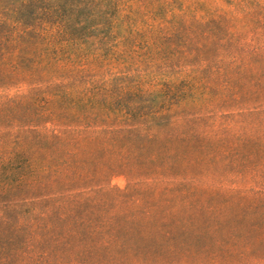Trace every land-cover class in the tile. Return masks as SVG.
Instances as JSON below:
<instances>
[{
  "label": "rangeland",
  "instance_id": "obj_1",
  "mask_svg": "<svg viewBox=\"0 0 264 264\" xmlns=\"http://www.w3.org/2000/svg\"><path fill=\"white\" fill-rule=\"evenodd\" d=\"M41 1L0 0V93L54 91L100 75L41 77L37 46L9 36ZM214 1L233 14L203 19L177 1L156 22L164 52L124 71H191L224 84L227 97L144 119L43 124L90 142L91 175L0 184V264H264V230L250 227L264 214V0ZM24 216L27 226L9 221Z\"/></svg>",
  "mask_w": 264,
  "mask_h": 264
},
{
  "label": "trees",
  "instance_id": "obj_2",
  "mask_svg": "<svg viewBox=\"0 0 264 264\" xmlns=\"http://www.w3.org/2000/svg\"><path fill=\"white\" fill-rule=\"evenodd\" d=\"M45 1L30 7V22L25 27L14 26L9 36L21 33L37 46L35 65L42 78L100 75L54 91L0 93V184L35 187L90 177L85 161L90 142L42 127L57 118L144 119L185 103L227 97L224 84L191 71L139 72L135 76L124 71L155 61L164 52L165 41L156 22L164 20L177 1L203 19L222 16L227 20L233 12L218 9L215 1L56 0V6ZM121 72L126 74L119 77ZM25 217L9 221L23 227L31 220ZM250 227L263 231L264 214Z\"/></svg>",
  "mask_w": 264,
  "mask_h": 264
}]
</instances>
